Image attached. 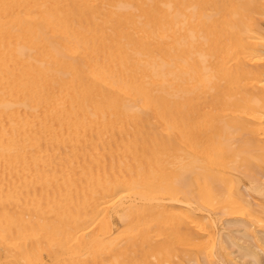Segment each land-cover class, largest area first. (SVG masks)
Listing matches in <instances>:
<instances>
[{"label":"bare ground","instance_id":"obj_1","mask_svg":"<svg viewBox=\"0 0 264 264\" xmlns=\"http://www.w3.org/2000/svg\"><path fill=\"white\" fill-rule=\"evenodd\" d=\"M262 22L264 0H0V264H203L218 216L263 222L240 188Z\"/></svg>","mask_w":264,"mask_h":264},{"label":"rangeland","instance_id":"obj_2","mask_svg":"<svg viewBox=\"0 0 264 264\" xmlns=\"http://www.w3.org/2000/svg\"><path fill=\"white\" fill-rule=\"evenodd\" d=\"M263 26H264V22H262L260 24V27H263ZM252 173L253 172L251 171L249 173V175L256 179V184L259 180L256 178L255 175L259 174V176H257V177L258 178L261 177V179L259 178L260 182L262 179H264L263 178L264 173L261 174L262 172L257 171V170H255L253 175H252ZM244 175L247 177V180H248V178H250L249 175L248 176L246 174H244ZM246 177H245V179H246ZM245 179H243L242 184H241V182L240 183L238 182L239 183L238 187H240V184H241L240 188L243 192V196H244L245 200L250 201L253 204L254 213L256 211V213L258 214L257 215L255 213L257 215V217L259 216L260 218L259 217L258 218L263 221L264 220V204H261V202L263 203V201H264V198H262L264 195L257 194V192L259 193L258 190L264 189L263 188V186H264L263 181L264 180L261 182V184L263 183L261 185L262 187L256 185L258 190H255V188H256L255 184H253L254 188H252L253 185L251 184V180H249L250 182H248ZM240 181H242V180H240ZM243 185H244V187H243ZM248 185L251 186V189L248 188ZM250 190L252 192H250ZM255 191H257V192H255ZM262 192H264V191L262 190L260 193H262ZM250 196L251 197L253 196V197L251 198ZM260 196H262V197H260ZM257 202H259L262 206L258 205L259 203L256 204ZM256 215H254V216H256ZM259 224H260V226H259ZM216 230L220 234V238L217 237L218 238L217 239L215 237L216 239H214L212 241L213 243L211 242V244L214 245V249L211 250L209 256L206 259H203L204 260L203 264H230V263L231 264H234V263L235 264H264V246H263L264 245V221L261 223L257 222V224H256V223H252V221H250V220L248 221V219H246L245 217H234V216H226V215L218 216V218L216 220ZM217 240L218 241L222 240L223 246L225 247L224 253H225L226 257L230 259V261H227L225 263L224 260H222V258L220 257L221 253L219 252V242ZM211 253L213 256L211 255ZM186 260H187V262H185V264H197L194 260L193 261L192 260L190 261L188 259H186Z\"/></svg>","mask_w":264,"mask_h":264}]
</instances>
